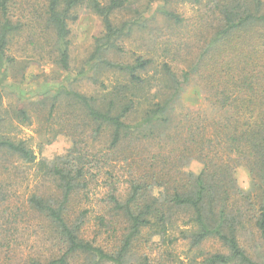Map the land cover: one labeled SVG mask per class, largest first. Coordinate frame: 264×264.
Segmentation results:
<instances>
[{
	"label": "trees",
	"instance_id": "trees-1",
	"mask_svg": "<svg viewBox=\"0 0 264 264\" xmlns=\"http://www.w3.org/2000/svg\"><path fill=\"white\" fill-rule=\"evenodd\" d=\"M41 1L39 32L49 37L61 70L70 71L69 20L82 6L104 28L86 61L92 80L99 82L98 70L119 78L102 93L85 95L62 86L39 99L40 106H50L47 119L60 120L58 134L72 137L70 160L36 162L25 142L0 137V150L36 166L43 191L28 201L47 222L28 243L39 244L34 246L39 250H28L20 264H155V250L157 264H166L173 253L165 247L183 242L192 251L208 241L223 250L203 264H264V0H205L219 24L190 64L206 81L208 105L192 116L177 112L191 70L178 74L169 62L155 66L137 57L122 64L106 57L126 30L146 23L138 17L115 24L126 0ZM203 1L158 0L159 13L179 26L184 20L169 5ZM16 2L0 0L3 72L14 68L13 42L28 27L13 9ZM179 47L173 49V63L182 56ZM12 111L20 121L30 119L22 103ZM85 126L89 135L82 138L78 132ZM101 138L105 145L97 147ZM192 160L202 163L199 174L185 170ZM239 167L253 177L248 192L235 178ZM14 233L1 232L0 240H12ZM2 250L18 254L11 243L0 244ZM0 264L19 263L7 257Z\"/></svg>",
	"mask_w": 264,
	"mask_h": 264
},
{
	"label": "rangeland",
	"instance_id": "rangeland-1",
	"mask_svg": "<svg viewBox=\"0 0 264 264\" xmlns=\"http://www.w3.org/2000/svg\"><path fill=\"white\" fill-rule=\"evenodd\" d=\"M126 1L125 8L115 15V24L122 26L128 20L138 17H145L146 23L134 24L131 30H126L127 34L114 42L113 50L106 57L122 64L132 63L137 57L151 59L155 66L169 62L178 74H181L183 69L191 70L190 81L177 103V112L192 116L198 110H207L203 92L206 81L199 74L192 72L193 67L190 64L194 55L199 52L197 48L211 38L219 24L216 16L210 11L209 2H172L170 9L184 20L181 25L176 26L167 22L166 16L159 13L161 10L158 8V0ZM42 6L41 0H17L13 8L17 17L28 24V27L27 32L17 36L13 42L10 56L15 59L14 68L11 67L8 72L0 70V137L8 136L25 142L36 155V162L61 164L70 160L74 154L73 139L62 134L64 132L58 134L61 131L58 124L60 120L47 119L50 106H40L39 99L43 96H54L62 86L85 95L102 93L103 89L110 87L119 76L108 70H98L95 74L99 82L95 84L92 80L91 75L94 73L88 72L86 61L92 55L97 39L103 38L104 28L102 20L82 6L73 11L72 19L69 20L70 71L61 70L55 63L49 37H42L41 31L39 32L38 15ZM74 17L77 19L74 20ZM176 45H181L182 48H179L182 49V56L173 63L171 58ZM163 50L167 51V54L162 52ZM47 93L50 95H45ZM21 103L30 117L25 122L15 118L12 111ZM62 107H65L64 103ZM88 131L87 126L82 127L78 132L79 136L85 138L89 135ZM105 142V139L101 138L95 145L101 147ZM202 167L201 162L192 160L185 170L199 174ZM36 170L35 165L27 164L6 150H0V233L15 232L12 240L11 237L2 238L0 244L11 243L18 249L17 256L7 254L5 250L0 251L2 261L9 257L20 264L27 256L28 250H39V244H28L34 232L39 233L47 223L28 206L29 198L33 194L43 192L41 180L35 175ZM235 178L242 191L248 192L252 188L253 177L246 167H239ZM45 185L48 186L44 182ZM15 214L18 216L15 217ZM93 226L92 220L86 231L89 237L93 233ZM158 240V237H154L153 241L157 243ZM48 248L43 250L49 252ZM165 248L173 253L171 260L166 257V264H203L209 254L223 250L213 241L205 242L192 251H189L188 245L183 242ZM194 255L196 258L193 259ZM151 257L156 260L155 264L159 263L158 250H155Z\"/></svg>",
	"mask_w": 264,
	"mask_h": 264
}]
</instances>
